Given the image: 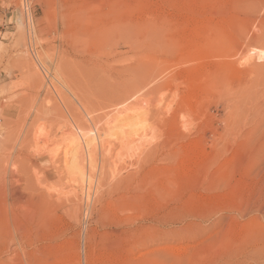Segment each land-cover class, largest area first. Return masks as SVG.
<instances>
[{
    "label": "rangeland",
    "instance_id": "obj_1",
    "mask_svg": "<svg viewBox=\"0 0 264 264\" xmlns=\"http://www.w3.org/2000/svg\"><path fill=\"white\" fill-rule=\"evenodd\" d=\"M89 249L264 264V0H0V264Z\"/></svg>",
    "mask_w": 264,
    "mask_h": 264
},
{
    "label": "bare ground",
    "instance_id": "obj_2",
    "mask_svg": "<svg viewBox=\"0 0 264 264\" xmlns=\"http://www.w3.org/2000/svg\"><path fill=\"white\" fill-rule=\"evenodd\" d=\"M25 15V14H24ZM27 20V19H26ZM30 23H31V20H30ZM120 23V22H119ZM123 24V23H122ZM122 24H120V25H122ZM111 25H113V24H111ZM116 25V24H115ZM31 26V25H30ZM77 26V25H76ZM81 27V26H80ZM106 28H107V30L108 29H111L112 28V26H110L111 28H108L109 26H105ZM104 27V28H105ZM116 27H117V25H116ZM122 27H123V25H122ZM30 28V27H29ZM84 28V27H83ZM83 28H77L78 30H76V32H75V34H74V36H78V37H89V36H91V38H96V40H98L97 38H99V37H106V35L107 34H105V33H107V31L104 33L103 31H101L102 33V35L100 34V35H98V37H97V35L94 33V31H89L88 29H87V31L85 30V28L83 29ZM114 28H115V26H114ZM121 28V27H120ZM120 28H117V29H119V30H121ZM124 28V27H123ZM122 28V30H124ZM32 29V28H31ZM116 31L115 29H111V30H108L109 32L111 31V32H113V31ZM118 30V31H119ZM121 30V31H122ZM29 32H30V30H29ZM86 32V33H85ZM96 32V31H95ZM126 32H127V30H126ZM31 33H33V30L31 31ZM85 33V34H84ZM103 33L105 34V35H103ZM128 33V32H127ZM120 34V33H119ZM30 35V34H29ZM32 35H34V34H32ZM31 35V36H32ZM80 35V36H79ZM127 35V34H126ZM124 37V36H123ZM95 40V39H94ZM99 41V40H98ZM30 48V47H29ZM35 52V51H34ZM37 57H38V55H36ZM32 58V57H31ZM35 59H36V57H34ZM34 61V60H33ZM37 61V60H36ZM33 65V64H32ZM36 65V64H35ZM30 66V65H29ZM28 66V67H29ZM31 68H33V67H29V71H27L28 72V74H29V78H30V80H33L34 78L36 79V78H38V76H40V75H38V73H36L35 72V70L34 69H31ZM35 68V67H34ZM38 69V68H37ZM43 70V69H42ZM41 71V70H40ZM25 73V72H24ZM32 77H34V78H32ZM133 92V90L132 89H129L128 91H124V95H122V96H119L118 98H117V96H116V98L114 97H112V99L111 100H113V99H116V100H118L119 102L120 101H122L123 99H126L127 98V95H128V93L129 94H131ZM108 102H109V100H108ZM111 102V101H110ZM112 103V102H111ZM114 103V102H113ZM121 103V102H120ZM98 104V103H97ZM84 105V104H83ZM89 105H91V104H88V106ZM107 106V105H106ZM170 107V106H169ZM86 108V107H85ZM90 108V107H89ZM77 110V109H76ZM79 110V109H78ZM84 110H87V109H84ZM129 111H130V109H129ZM123 112V111H122ZM81 113V112H80ZM121 113V112H120ZM126 114L124 115V116H128L127 118H130L131 117V115L132 114H134V113H131V111H130V113L129 112H127V110H126V112H125ZM122 114V113H121ZM124 114V113H123ZM89 115V114H88ZM77 116V115H76ZM130 116V117H129ZM78 117V122L81 124V121H82V119H81V121H79V116H77ZM93 118V117H92ZM113 118H115V116L114 117H112V121H113V123H114V125L111 127V128H115V130L117 129V127H118V125H120V122H122V121H119V117H117V118H119V119H117V118H115L114 120H113ZM124 119V118H123ZM91 120V119H90ZM89 120V121H90ZM92 120H94V119H92ZM91 120V121H92ZM125 120H127V119H125ZM109 121V120H108ZM112 121H110V122H112ZM129 122V121H128ZM84 123V122H83ZM92 123V122H91ZM125 123V122H124ZM73 124V123H72ZM77 122H76V127H77V132L78 133H80V135H79V137L78 138H80L81 139V141H82V143H83V145H84V148L85 149H87L88 150V148H89V151H91V149H92V146L94 147V141H95V139H93L92 138V136H91V138H89V136L86 134V133H84V132H86L85 130H83L82 129V131L80 130V127L79 126H77ZM133 124V123H132ZM111 125V124H110ZM124 125V124H123ZM126 125V124H125ZM127 126V125H126ZM129 126H130V124H129ZM82 127V126H81ZM133 127V126H132ZM83 128V127H82ZM124 128V127H123ZM128 128V127H127ZM88 129V128H87ZM130 129V128H129ZM118 130V129H117ZM116 130V131H117ZM84 131V132H83ZM97 131H99V130H97ZM113 131V130H112ZM136 131H138V129L136 130ZM42 132V131H41ZM90 133H91V130L89 131ZM115 132V131H114ZM134 132H135V130H134ZM96 133V132H95ZM118 133V132H117ZM120 133V132H119ZM128 133H129V131H128ZM128 133H126L124 130L123 131H121V134H122V137H121V139H120V146L122 147V148H126L129 144H132L133 142H137V141H134V139L135 138H133V136L134 135H137L138 136V132H137V134H135V133H132L133 134V136L131 135H129ZM28 134V133H27ZM115 134V133H114ZM114 134H112V135H114ZM91 135H95V134H93V132H92V134ZM71 135H69V137H70ZM96 136V135H95ZM107 136V135H106ZM115 136V135H114ZM130 136V137H129ZM144 136V135H143ZM41 137H43V136H41ZM77 137V136H76ZM100 137V136H99ZM135 137V136H134ZM98 138V137H97ZM138 138V137H137ZM40 139V138H39ZM71 139V138H70ZM70 139H69V141H70ZM77 139V138H76ZM75 139V140H76ZM118 139V138H117ZM67 140V139H66ZM71 140H74V137H72V139ZM77 141V140H76ZM100 142V141H99ZM93 143V144H92ZM69 144V143H68ZM71 144H73V143H71ZM103 144V143H102ZM101 144V145H102ZM119 144V143H118ZM44 145V144H43ZM74 145H76V144H74ZM79 147H78V146ZM76 146L78 147V149L76 150V146H75V156H79V154L81 155L82 154V152H83V150H82V152H81V150H80V142L77 144ZM45 146V145H44ZM67 146V149H69L68 148V146L69 145H66ZM72 146V145H71ZM71 146H70V148H71ZM102 147L104 148V149H106L105 148V145H102ZM46 148V147H45ZM72 148H73V146H72ZM82 148V147H81ZM91 148V149H90ZM74 149V148H73ZM55 150H57V149H55ZM69 150H71V149H69ZM69 150H67V151H65L64 152V155H65V162H67L68 160H70V159H72V160H74L75 161V159L76 158H79V157H75L73 154H70V153H72V152H70L69 153ZM94 150V149H93ZM93 150H92V152H93ZM74 151V150H73ZM85 151V150H84ZM89 151H86V153L87 152H89ZM106 152V151H105ZM51 153V152H50ZM85 153V154H86ZM91 153V152H90ZM88 154V156H87V158L88 157H90L89 155H91V154ZM110 153V152H109ZM43 154V153H42ZM72 155V156H70V155ZM107 154H108V152H107ZM68 155H69V159H68ZM82 155H84V153L82 154ZM117 155H119V153L117 154ZM84 156H86V155H84ZM84 156L82 157V159L84 158ZM93 156V155H92ZM90 158H92V157H90ZM80 159V158H79ZM81 159V160H82ZM88 160H90L89 158H88ZM76 163H77V159H76V161H75ZM87 162V161H86ZM91 162V161H90ZM65 164V163H64ZM69 164H71V163H69ZM75 164V163H74ZM74 164H72V166L74 165ZM78 165H80L79 164V162L77 163ZM90 164V163H89ZM77 165V167L75 168V169H77L76 171H77V179H78V183H83V182H85L86 181V179L87 178H89L86 174H85V172L83 171V167L82 166H84V165H82V166H78ZM69 167V166H68ZM73 169H74V167H73ZM76 171H75V173H76ZM73 175V174H72ZM76 175V174H75ZM87 181H88V179H87ZM77 185V184H76ZM89 185V184H88ZM72 189V188H71ZM71 192V191H70ZM95 257V256H94ZM93 257V255H92V251L90 252V249H89V251L87 252V254L85 255V263L86 264H94V260H95V258ZM94 259V260H93ZM96 261V260H95Z\"/></svg>",
    "mask_w": 264,
    "mask_h": 264
}]
</instances>
